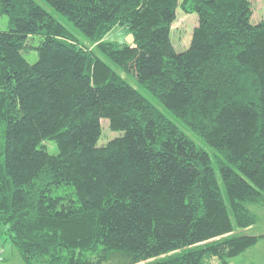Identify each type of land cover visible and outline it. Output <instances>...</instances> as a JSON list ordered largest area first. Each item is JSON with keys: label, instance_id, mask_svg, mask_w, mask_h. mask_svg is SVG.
<instances>
[{"label": "trees", "instance_id": "trees-1", "mask_svg": "<svg viewBox=\"0 0 264 264\" xmlns=\"http://www.w3.org/2000/svg\"><path fill=\"white\" fill-rule=\"evenodd\" d=\"M43 1L52 12L0 0V237L25 264H230L246 252L249 206L264 205V19L252 22V0ZM179 7L199 15L181 51ZM117 27L134 43L106 40ZM102 120L120 136L99 146Z\"/></svg>", "mask_w": 264, "mask_h": 264}, {"label": "rangeland", "instance_id": "rangeland-1", "mask_svg": "<svg viewBox=\"0 0 264 264\" xmlns=\"http://www.w3.org/2000/svg\"><path fill=\"white\" fill-rule=\"evenodd\" d=\"M38 4L42 5L44 8L52 12L51 8L43 0H35ZM182 3V0H180ZM253 4V17L252 22L258 23L264 19V0H252ZM54 15L65 25L72 29L71 24L53 12ZM9 19L7 16L0 17V31H6L8 29ZM199 24V15L197 13H187L181 7L177 10V18L172 26V40L176 46V49L187 50L190 47L192 40V35L194 29ZM73 31V30H72ZM74 32V31H73ZM75 33V32H74ZM77 37L81 40L82 43H85L87 47H91L90 42L86 38L78 33ZM111 42L118 44H133L134 43V34L126 28L117 27L111 31L105 38ZM40 38L31 42L34 47L39 46ZM94 45H92V48ZM95 50V49H94ZM26 60L34 64L39 59V54L37 49L32 48L28 52L24 53ZM129 82L134 86L140 93H142L149 101L159 107L168 118H170L175 124H177L194 142L211 154L213 162L216 161L217 154L212 150L202 139L197 137L190 129H188L181 121L175 118L170 112H168L153 96L148 92L147 89L143 88L134 80V78H129ZM102 136L99 140L98 145H106L112 139L120 136V133L113 132L110 128L108 120H102ZM48 151L51 154L57 153V147L54 142H48ZM218 181L222 186V180L217 172ZM249 209L256 216V224L252 228L243 231V235H254L257 236V242L250 247L246 252L243 251L238 256L232 258L230 264H264V205H250ZM4 229L1 230V232ZM239 231V230H237ZM238 233V232H237ZM0 264H25L19 251L13 246L12 242L8 239L7 235L2 234L0 237ZM210 264H221L217 258H213L210 261Z\"/></svg>", "mask_w": 264, "mask_h": 264}]
</instances>
